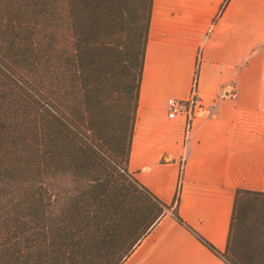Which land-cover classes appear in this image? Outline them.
<instances>
[{"label": "trees", "instance_id": "obj_1", "mask_svg": "<svg viewBox=\"0 0 264 264\" xmlns=\"http://www.w3.org/2000/svg\"><path fill=\"white\" fill-rule=\"evenodd\" d=\"M154 0H0V264H122L172 204L129 169ZM264 264V192L221 252Z\"/></svg>", "mask_w": 264, "mask_h": 264}, {"label": "crops", "instance_id": "obj_2", "mask_svg": "<svg viewBox=\"0 0 264 264\" xmlns=\"http://www.w3.org/2000/svg\"><path fill=\"white\" fill-rule=\"evenodd\" d=\"M152 13L129 169L172 208L122 264H228L172 211L223 252L236 191L264 192V0H154ZM195 77L187 134L167 101Z\"/></svg>", "mask_w": 264, "mask_h": 264}, {"label": "built area", "instance_id": "obj_3", "mask_svg": "<svg viewBox=\"0 0 264 264\" xmlns=\"http://www.w3.org/2000/svg\"><path fill=\"white\" fill-rule=\"evenodd\" d=\"M197 61H200V55H198ZM167 109L170 118L184 117L188 134L195 117L200 114L202 109V98L198 89L197 77L193 81L190 95L186 98H169Z\"/></svg>", "mask_w": 264, "mask_h": 264}, {"label": "rangeland", "instance_id": "obj_4", "mask_svg": "<svg viewBox=\"0 0 264 264\" xmlns=\"http://www.w3.org/2000/svg\"><path fill=\"white\" fill-rule=\"evenodd\" d=\"M260 1H258V3H259Z\"/></svg>", "mask_w": 264, "mask_h": 264}]
</instances>
